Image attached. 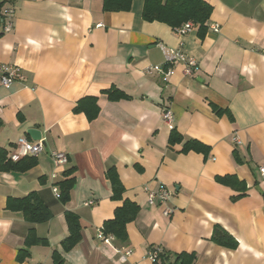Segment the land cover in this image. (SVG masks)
I'll list each match as a JSON object with an SVG mask.
<instances>
[{"label":"crops","instance_id":"crops-1","mask_svg":"<svg viewBox=\"0 0 264 264\" xmlns=\"http://www.w3.org/2000/svg\"><path fill=\"white\" fill-rule=\"evenodd\" d=\"M204 1L212 8L207 31L200 37L193 27L180 37L145 22L143 0H132L128 12H104L102 0H0V14L14 11L9 32L0 23V67L17 66L23 75L0 85V151L9 161L18 140L36 143L30 129L44 145L37 158L20 159H33L32 168L0 170V264H55L54 253L62 264H156L146 257L154 246L193 254V264H264V0ZM172 49L197 61L193 75ZM109 92L119 98L108 99ZM86 98L97 100L92 120L74 111ZM166 110L171 126L162 120ZM188 141L204 151H184ZM52 150L68 163L56 167ZM70 169L73 186L62 202L52 188L60 193ZM109 169L122 200L112 198ZM145 188L170 196L149 205ZM29 193L50 211L46 222L29 224L7 208L8 199ZM125 200L139 209L127 239L98 240ZM164 208L172 214L165 217ZM66 213L80 227L68 251L61 244ZM216 229L235 247L214 241ZM30 230L38 243L26 246ZM123 247L131 250L126 262L116 252Z\"/></svg>","mask_w":264,"mask_h":264},{"label":"trees","instance_id":"trees-1","mask_svg":"<svg viewBox=\"0 0 264 264\" xmlns=\"http://www.w3.org/2000/svg\"><path fill=\"white\" fill-rule=\"evenodd\" d=\"M132 8V0H102V11L104 12H128ZM212 13V8L204 0H143L141 16L145 22H159L172 28L174 31L183 24L190 22L201 36L207 31V22ZM115 93V92H114ZM114 93L109 92L107 98L110 100L118 99ZM76 112H83L88 119L94 118L99 111L97 100L95 98L83 99L78 106L74 108ZM174 140L171 134L170 142ZM205 146L196 142L188 141L184 144V151H204ZM33 159H25L15 163L6 161L5 155L0 151V170L2 171H25L34 166ZM73 169L64 172L66 179L59 183V199L66 202L69 198V190L73 186L74 178L70 177L73 174ZM106 178L109 180L112 188V198L122 200L124 189L114 169H109L106 172ZM219 183L229 184L228 178H220ZM240 185V184H239ZM237 198V197H236ZM7 208L14 211H20L29 224H38L46 222L50 219L51 213L46 206L41 204L35 193H29L20 199H8ZM138 206L130 201H123L122 205L115 209L113 218L103 223L102 231L104 235H111L114 239L123 244L127 239L126 225L132 222L138 214ZM69 235L63 241L62 247L65 251L73 248L80 239L79 224L77 217L72 213L65 215ZM213 239L220 245L234 248L236 242L231 239L225 232L216 229L213 234ZM26 246L38 243L33 230H30L25 240ZM194 255L181 253L171 256L163 251L159 252L157 262L159 264H193ZM53 261L55 264H62L60 257L54 253Z\"/></svg>","mask_w":264,"mask_h":264},{"label":"built area","instance_id":"built-area-1","mask_svg":"<svg viewBox=\"0 0 264 264\" xmlns=\"http://www.w3.org/2000/svg\"><path fill=\"white\" fill-rule=\"evenodd\" d=\"M13 15L14 11L13 9H5L1 14H0V23L2 24V32L7 33L9 32L12 27H13ZM193 25L190 22H187L183 24L181 27L177 28L175 30V33L178 36H184L185 34H188L192 31ZM214 30H216L215 27H213ZM170 54L173 56L174 60L177 62H180L184 66V74L187 76L193 75V73L197 69V61L186 55L181 49H172L170 51ZM23 80V75L21 73V70L17 66L13 65H3L0 67V85L3 87H9L13 82H20ZM162 120L164 123H166L168 126H171L172 124V115L170 111H164L162 113ZM17 151L13 153L9 157L10 162H17L22 158L25 157H30V158H37L39 154L43 152L44 145L42 140H38L36 143H32L28 141L26 138H21L20 140L17 141L16 143ZM49 158L51 159L52 163L56 167H61L66 165L68 162V156L59 151H51L49 152ZM259 174L261 176V181L264 182V167H259ZM55 174L52 175V178H55ZM52 191L55 195L56 198H59V192L56 186H53ZM146 191V198H147V203L149 205H153L156 202L159 204H162L163 202L165 203L169 196L170 192H168L166 189L161 188L159 191H152L149 188H145ZM92 201L85 203L86 206L91 205ZM173 210L170 208H164L162 211V214L165 217H168L172 214ZM98 240H102L106 243H109L113 241V236L110 235H104L102 230L97 231L96 235ZM161 251V248L159 246H154L151 247L146 254V257L151 261V262H156L157 256L159 252ZM116 252L120 255V261L121 262H126L127 258L131 255V250L129 249H116Z\"/></svg>","mask_w":264,"mask_h":264},{"label":"water","instance_id":"water-1","mask_svg":"<svg viewBox=\"0 0 264 264\" xmlns=\"http://www.w3.org/2000/svg\"><path fill=\"white\" fill-rule=\"evenodd\" d=\"M28 135L30 136V138L33 140V141H36L38 142V140L40 141L41 140V133L40 131L38 130H35V129H30L27 131Z\"/></svg>","mask_w":264,"mask_h":264}]
</instances>
